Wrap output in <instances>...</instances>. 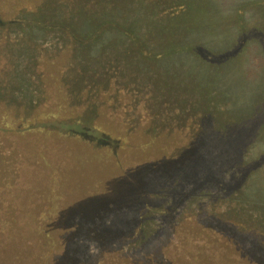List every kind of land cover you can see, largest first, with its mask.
<instances>
[{
	"label": "rangeland",
	"instance_id": "obj_1",
	"mask_svg": "<svg viewBox=\"0 0 264 264\" xmlns=\"http://www.w3.org/2000/svg\"><path fill=\"white\" fill-rule=\"evenodd\" d=\"M0 14V119H20L48 109L64 108L60 110L68 111L71 107H78L76 102L65 98L69 95L66 89L62 91L59 88V84L67 77L77 80L83 74L81 70L84 66L88 67V63L93 64L94 59L110 51L111 58L116 62L130 59L131 62L120 67L130 69L139 78L146 77L143 81L148 80L146 82L152 86L149 89L154 94H165L169 90L183 101L200 99L195 110L190 111L199 119L193 120L189 126L183 123L177 125L193 136L200 135L208 151L200 152L197 148L188 151L192 137L183 135L184 140L173 139L175 135L163 125L166 130L156 138L154 147L168 146L171 154L151 152L152 147L145 154V160H152L153 157L175 160L181 152L197 159L207 153L214 159L221 156L226 166L238 157L246 158L247 162L242 165L248 169L255 167L251 174L259 171L254 165H257V158L264 156V124L259 125L264 121V103L246 95V87L240 80L242 76L233 68L238 58L235 51L238 47L248 49L244 55L251 56L256 52L264 57V0H0ZM13 15L64 22L81 36L91 35L96 29L103 28L93 45L81 50V53L76 50L81 57L73 54L71 49L62 55L60 49L70 44L68 33L52 28L43 30L8 25L7 20ZM129 33L137 36L140 45L152 57L146 58L139 50L132 52V56L124 55L129 50H136L134 46L138 44H129ZM239 54L243 53L239 51ZM69 55L74 57L75 62L68 58ZM209 56L214 59L207 58ZM261 73L264 75V66ZM88 74L85 72L82 76ZM132 87L131 91L135 89ZM121 103L116 104L114 109L125 107ZM155 121L152 125L158 128L159 125H154ZM28 133L25 137L27 133L18 136L0 132V203L6 208L12 207L9 214L5 211L0 217L1 221L5 220L6 226L11 224L10 217L20 211L23 217L26 214V218L39 220L52 204L56 188L59 189L56 194L65 196L63 206L69 211L73 202L70 192L81 189L77 183L80 181H75L78 173L76 165L85 167L84 171L90 169L87 173L89 180L92 184L99 180L100 191L117 189L114 190L117 194L120 190H128L126 187L118 189L111 180V174L117 173L115 160L113 164H108V157L104 155L90 157L76 145L75 149L66 145L63 147L61 143L64 141L56 143L57 137L45 145L46 155L41 157L37 152L41 139L37 133ZM57 134L61 137L59 131ZM196 167L189 171L188 176L186 171H181V177H166L164 189L165 182L152 179L149 193L141 192L147 194L148 201L154 206L170 209L175 204L172 212L181 214L179 222L169 212L148 213L143 216L142 232L137 231L141 225L133 217L136 214L134 206L133 209L127 207L114 211L108 216L111 224L106 231L113 230L117 237H132L141 233L139 238L129 243L117 239L110 241L108 248L113 259L109 264L128 261L135 264L132 258L137 257L140 250L145 251V258L140 260L142 264H188V255L194 259L202 257L199 252L203 249L208 253L213 251L208 243V233L201 231L207 222L202 214L208 209L215 212L218 203L214 198L219 195L220 189L206 199H196L197 192L189 198L185 197L190 193L189 184L196 186L201 176ZM260 170L264 172V164ZM56 178L58 183L54 182ZM82 184L84 188L85 180ZM252 188L248 189L249 196L261 208L254 204L245 207V224L232 227L243 238L254 232L259 234L264 221V206L258 202H263L264 192L261 189L256 196ZM216 212L222 213L220 209ZM227 212H233V209ZM256 212L258 215L254 219L252 214ZM69 216L66 220L70 219ZM30 225L24 221V231ZM121 230L125 234H120L123 233ZM54 234L59 236H56L57 241L71 248L85 251L92 245L82 236L69 237L67 231H55ZM185 246L187 252L189 247L197 249L187 254ZM215 249L219 252L222 248ZM37 250L30 251L32 257ZM40 251L41 248L38 259H22L0 244V264H41ZM177 253L184 256V263H176L180 258ZM175 254L172 263L170 257Z\"/></svg>",
	"mask_w": 264,
	"mask_h": 264
},
{
	"label": "trees",
	"instance_id": "obj_2",
	"mask_svg": "<svg viewBox=\"0 0 264 264\" xmlns=\"http://www.w3.org/2000/svg\"><path fill=\"white\" fill-rule=\"evenodd\" d=\"M8 19V25H20L43 30L46 28L64 30L71 39L70 44L65 49H60L61 54L65 55L66 50L71 49L73 54L78 57L81 56L76 53V50L81 53V50L93 45L103 28L96 29L91 35L84 34L81 36L72 30L73 27L60 21H44L28 15H13ZM262 32L264 35V31ZM127 38L129 44L136 42L138 44L134 46L136 50L127 51L124 53L125 56H132V52L139 50L146 58L152 57L149 51L140 45L137 36L129 33ZM247 50L245 47H238L235 50L238 58L234 62L233 71L242 76L240 80L246 87V95L256 102L264 103V75L261 73L264 57L256 52H253L251 56L244 55ZM239 51L243 54H239ZM106 52L101 58L94 59L93 64L88 63V67L82 68L81 74L89 72L87 76H82V74L78 76L77 80L73 77H67L64 82L59 84V88L62 91L66 89L67 95L70 96L64 95L65 98L68 97L72 102H76L78 107H71L68 111L60 110L64 108L48 109L23 116L20 119L3 117L0 119V132L18 136L27 133L25 137L28 136V132L37 133L41 139L40 149L37 152L41 157H45L47 147L45 145L51 142L54 137L58 138L56 141L58 144L61 143L60 140L64 141L63 144L61 143L63 147L66 145L75 149L76 145L90 157L104 155L108 157V164H113L115 160L117 173L111 174L114 185L118 189L126 187L128 190H120L117 194H114V190L117 189L100 191L98 190L101 186L100 181L95 180L92 184L89 180L87 173L90 169L84 171L85 167L75 164L78 170L75 181H80L77 183L78 186L81 185V189L70 192V197L72 196L73 199L70 204L71 209L69 208L67 211L66 207L63 206L65 196L56 194L59 190L56 188L52 196V204L48 206L39 220L26 218V214L24 215L26 219H24L21 211L16 216L10 217L11 224L7 226L5 220H0V235L2 236L0 237V244L22 259L25 257L31 259L37 257L38 259L39 248H41L39 259L41 264H109L113 259L108 248L110 241L114 242L117 239L129 243V241L132 242L139 238L141 233L132 237L124 238L121 235L117 237L113 230L106 231L111 224L108 216L114 211H121L127 207L133 209L134 206L133 210L137 215L134 214L133 217L139 220L141 225L137 231L142 232L143 216L148 213L168 214L169 212L179 222L181 214L172 212L175 204L170 209L165 206H154L151 201H148L147 194L141 192L149 193V184L153 182L152 179L165 182L162 188L164 189L167 185L166 177L171 179L177 175L181 177V171H186V176H188L192 169L197 166L201 176L196 182V186L189 184L190 193L185 194V197L189 198L191 195L193 196V192H197L195 194L196 199L200 197L206 199L208 195H214V191L220 189L219 195L214 200L218 203L216 210L220 209L222 213L218 214L216 210L213 212L208 209L202 214V218L207 222L203 224L201 231L204 234L208 233V243L212 245L213 251L208 253L203 249L199 252L202 257L194 259L188 255V264H264V221L259 234L254 232L244 238L232 228L245 224L247 219L243 218L245 207L254 204L261 208L249 196L248 189L252 186L256 196H259L261 189L264 192V172L260 170L264 164V156L255 161L257 165L254 166H257L259 171L253 174L251 171L255 167L245 168L242 164L247 162V159L241 157L232 160L233 163L227 166L221 156H216L217 159H214L207 153L197 159L193 155L190 156L181 152L175 157V160L159 157H153L149 161L145 160V154L152 147L151 152L158 151L161 154H171V149L168 146L154 147V141L166 129L175 135L173 139L184 140L183 135L192 137L188 144V151L195 148L199 149L200 152L208 151L205 149L204 139L200 135L193 136L191 132L187 133V130L184 131L182 126L177 125L183 123L189 126L192 125L193 120L199 119L190 111L195 110L200 99L183 101V98L174 96L173 91L169 90L165 94L158 92L156 95L149 89L152 86L146 82L148 80L143 81L146 77L139 78L130 69L120 67L123 63L131 62L130 59H125V62H116L111 58L110 51ZM202 55L206 57L205 53ZM88 56L90 55L88 54ZM68 58L74 59L72 55H69ZM207 58L214 59L212 56ZM73 62L75 61L73 60ZM251 66L254 68L251 69ZM131 87L135 89L131 91ZM138 88H141L140 92ZM119 102H122L125 107L114 109V106ZM153 120H156L154 125H159L158 128L152 125ZM193 123L197 122L194 121ZM263 124L264 121L259 123V125ZM163 125L168 128L163 129ZM58 131L61 137H58ZM179 155H182L181 158L178 157ZM53 169L55 168L53 167ZM84 180L83 188L84 183L82 184V182ZM199 181L201 182L199 183ZM54 182L58 183V178L54 179ZM87 188L88 190H86ZM258 202L264 206V199L263 202L260 200ZM210 205L213 206L214 204ZM196 209L198 211V206ZM229 209H233V212L228 213ZM11 210L12 207L6 208L0 203V217L5 211H8L7 214H9ZM67 215H70L69 220H66ZM257 215L256 212L252 214V217ZM262 218H264L263 215ZM24 221L31 224L26 231H24ZM66 228L68 230H65ZM55 231L57 233L67 231L69 237L82 236L92 245L89 250L85 251L68 247L67 244H62L61 241L56 240L59 236L53 235ZM176 232L180 233L179 231ZM120 234L125 233L120 232ZM187 238L190 237L187 236ZM182 241L184 242L183 239ZM217 247L218 250L219 248L222 249L218 252L215 249ZM37 248L36 254L32 257L30 251ZM196 249L197 247H189V252H187V246H185L187 254ZM177 254L180 258L176 263H182L184 256ZM177 254L170 257L172 263ZM144 258L145 251L140 250L137 257L132 258V260L135 261V264H142L140 260ZM123 264H130V261Z\"/></svg>",
	"mask_w": 264,
	"mask_h": 264
}]
</instances>
